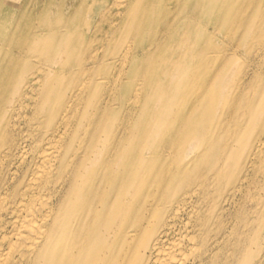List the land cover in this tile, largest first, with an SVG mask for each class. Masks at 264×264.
<instances>
[{
	"label": "bare ground",
	"instance_id": "1",
	"mask_svg": "<svg viewBox=\"0 0 264 264\" xmlns=\"http://www.w3.org/2000/svg\"><path fill=\"white\" fill-rule=\"evenodd\" d=\"M131 1L0 0V264H237V244L254 238L264 256V118L246 129L222 190H210L229 156L208 165L216 160L209 92L204 105L200 94L189 100L178 130L153 122L136 142L149 81L133 60L151 44L129 27ZM120 16H128L122 31ZM109 17L121 46L111 73L96 77L103 88H93L110 35L90 51L83 44ZM87 53L93 65L66 82L78 71L67 55ZM238 194H250L242 212ZM120 198L135 199L116 226Z\"/></svg>",
	"mask_w": 264,
	"mask_h": 264
},
{
	"label": "rangeland",
	"instance_id": "2",
	"mask_svg": "<svg viewBox=\"0 0 264 264\" xmlns=\"http://www.w3.org/2000/svg\"><path fill=\"white\" fill-rule=\"evenodd\" d=\"M128 7L131 13L135 10L136 23L129 27L140 33L137 42L142 47L144 43L151 44L149 52L139 51L133 60L134 74L149 81L148 103L141 113L142 125L136 129L135 141L154 133L150 132L153 122L161 125L167 120L168 131L178 130L182 121L187 120L189 100L200 94V102L204 105L209 92L207 103L211 111L208 115L213 123L209 142L216 160L208 165L217 166L218 158L224 161L229 156L227 171L219 174L210 190L225 189L224 176L230 177L237 172L235 163L240 145L247 141L246 129L264 118V0H132ZM127 18L114 17L118 20L114 23L124 24L121 31L128 27ZM112 19L109 17L103 29L99 28L98 43L83 44V49L90 51L102 46L104 40L107 44L106 35H110L106 55L99 59V73L92 72L93 88H103L96 77L104 71L111 73L113 57L121 46L113 41ZM258 48H262L263 57L259 56ZM66 60L70 69H78L65 74L66 82L84 77L86 68L94 61L91 53L85 57L67 55ZM225 146H229L227 151H224ZM219 193L209 197L216 198ZM249 198L238 194L232 200L233 207L242 212L241 207ZM120 199L116 226L125 213L127 202L135 198ZM253 205L249 204V213ZM255 228L246 230L241 237L252 235ZM255 239L237 244V264H264L263 254L254 247ZM100 256L103 254L99 250L90 259L96 261Z\"/></svg>",
	"mask_w": 264,
	"mask_h": 264
}]
</instances>
